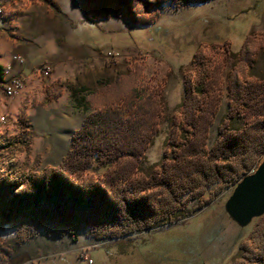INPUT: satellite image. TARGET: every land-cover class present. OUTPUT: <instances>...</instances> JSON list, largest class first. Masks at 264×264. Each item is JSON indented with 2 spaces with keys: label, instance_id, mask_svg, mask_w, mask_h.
Here are the masks:
<instances>
[{
  "label": "trees",
  "instance_id": "1",
  "mask_svg": "<svg viewBox=\"0 0 264 264\" xmlns=\"http://www.w3.org/2000/svg\"><path fill=\"white\" fill-rule=\"evenodd\" d=\"M80 1L91 21L125 14L134 26L148 27L166 5L210 0ZM49 2L60 15L56 1ZM258 48L264 49V35L248 34L240 51L243 67L253 62ZM194 58L198 71L185 77L182 109L173 114L162 159L150 173L142 171L141 163L161 128V88L145 82L131 67L129 74L102 84L84 98L91 110L57 165L0 176V229H17L14 240L0 239V264L42 234L75 238L85 231L107 239L150 229L186 211L193 200L204 205L205 194L214 187H235L264 160V77L232 69L228 109L210 144L211 127L224 97V66L199 50ZM52 91H46L48 100L60 94ZM19 117L27 123L23 111ZM235 119L243 125L235 128ZM262 227L252 229L239 243L240 255L233 264H264Z\"/></svg>",
  "mask_w": 264,
  "mask_h": 264
},
{
  "label": "rangeland",
  "instance_id": "2",
  "mask_svg": "<svg viewBox=\"0 0 264 264\" xmlns=\"http://www.w3.org/2000/svg\"><path fill=\"white\" fill-rule=\"evenodd\" d=\"M12 5V8L5 7L12 35L20 24L29 36L39 35L44 22L55 33L61 32V24L65 28L74 23L77 27L84 24L83 20H75L63 12L60 5L62 13L55 14L49 0H28L21 6ZM94 22L96 24H87L90 28L85 26L80 30L96 36L92 65L100 70L101 80L95 89L129 74L131 67L145 82L161 88L164 105L161 128L141 163L145 173H150L162 159L172 116L182 109L185 77L196 73L199 68L198 59L194 58L196 50L224 66V97L211 127L210 144L216 140L218 126L228 109V83L232 69L239 67L242 68L241 74L264 77L263 48L254 50L253 62L244 67L240 55L248 34L257 38L264 35V0H210L179 7L166 5L158 13L156 23L148 27L134 26L125 14H113ZM218 42L223 44L219 46ZM46 64L51 67L47 62L37 67ZM53 81L51 67L50 76L40 81V97L36 93L28 100V106L19 110L24 112L27 123L19 114L9 115L17 118V123L4 126L10 132L0 138V163L12 159L7 162L11 166L10 173L23 174L58 164L70 146L71 137L58 139L56 134L62 131L67 119L79 123L91 110L85 105L84 110L67 112V102L43 100L42 95L45 93L46 97L47 89L61 92L60 82L53 85ZM47 85L52 87L46 88ZM27 108H30V118ZM15 125L18 135H12ZM242 125L241 119L233 121L235 128ZM7 135H12L11 139H7ZM58 144L60 149H56ZM259 164L256 163L246 174L255 171ZM94 170L100 172L97 168L91 169ZM233 189V185L220 190L214 187L205 194L208 202L204 205L193 200L186 211L179 212L172 220L120 237L97 239L85 231L75 238L42 234L19 247L9 264H91L82 257L85 251L94 260L92 264H233L240 255L239 243L249 237L252 229L259 230L264 225V217L253 219L246 227H241L230 217L225 205Z\"/></svg>",
  "mask_w": 264,
  "mask_h": 264
},
{
  "label": "crops",
  "instance_id": "3",
  "mask_svg": "<svg viewBox=\"0 0 264 264\" xmlns=\"http://www.w3.org/2000/svg\"><path fill=\"white\" fill-rule=\"evenodd\" d=\"M1 1L0 3L4 5L5 9V7L12 8L14 6L12 3L15 6H19L28 0ZM56 1L61 6L63 12L69 14L75 20H83L84 24L77 27L76 23H74V25L65 28L64 24L59 22L61 24V32L57 31L55 33L51 30L52 27H48L47 22H44L41 23L40 33L37 36L27 35L20 24L18 28H15V35H12L10 17L6 16L5 10V15L0 16V69L2 70V78L0 80H7L6 67L11 68L12 75L24 73L28 77V82L24 89L26 91L27 88L26 93L23 90L24 92H19L13 96H5L4 89L0 86V138L10 132V129L7 130L6 127L17 123V118L10 117L9 115H18L20 108L22 106L27 107L29 104L28 100L33 98L36 93L40 97L38 88L39 86L42 87V83H40L42 78L39 77V73L35 69L39 64L47 62L51 65L52 78L54 80L53 85L59 81L61 92L50 101L60 100L67 102V112H72L75 109L84 110V106L86 105L84 98L88 97L95 90V87L101 80L100 70L92 65L96 50V36L92 33L86 34L81 31L85 26L88 27V23L92 22L96 24V22L91 21L87 17L83 3L80 0ZM90 48L92 49L91 51ZM14 54L22 55L25 58V63L21 64L14 60ZM51 87L46 86V88ZM42 98L43 100L46 98L45 93H43ZM29 110L30 108H27V116L30 118L32 115ZM3 113L8 114L6 120H1ZM83 119L75 124L71 123L70 119H67L63 124L62 131L56 134L57 138L64 139L68 135L71 137L72 133L81 125ZM49 145L53 144L50 143ZM56 149H60V145ZM8 161H12V159H4L2 160V164L0 163L2 165L0 176L6 174L11 169V166L7 165Z\"/></svg>",
  "mask_w": 264,
  "mask_h": 264
},
{
  "label": "water",
  "instance_id": "4",
  "mask_svg": "<svg viewBox=\"0 0 264 264\" xmlns=\"http://www.w3.org/2000/svg\"><path fill=\"white\" fill-rule=\"evenodd\" d=\"M225 208L241 227L264 214V160L235 185Z\"/></svg>",
  "mask_w": 264,
  "mask_h": 264
},
{
  "label": "built area",
  "instance_id": "5",
  "mask_svg": "<svg viewBox=\"0 0 264 264\" xmlns=\"http://www.w3.org/2000/svg\"><path fill=\"white\" fill-rule=\"evenodd\" d=\"M0 2H2L0 0ZM1 19V18H0ZM111 54V53H110ZM13 59L18 61L21 64L25 63V58L20 55V54H14ZM35 69H39V77L44 78L46 76L47 71L51 69L49 65H42L41 67H36ZM7 70V86L4 90V95H15L16 93V84H22L24 81L25 74L20 73L17 75H12L11 74V68L6 67ZM7 116L6 113H3V120ZM12 135H18L17 133V125H15V128L13 129V134ZM12 135H7V139H11ZM31 139V129L29 128V141ZM23 163V162H20ZM18 167V164H17ZM17 237V229L12 228V229H0V239L3 241H12ZM82 257L85 258L88 262L91 264L94 263V260L92 258H89L87 256V251H85L84 254H82ZM9 264V261L6 263Z\"/></svg>",
  "mask_w": 264,
  "mask_h": 264
},
{
  "label": "bare ground",
  "instance_id": "6",
  "mask_svg": "<svg viewBox=\"0 0 264 264\" xmlns=\"http://www.w3.org/2000/svg\"><path fill=\"white\" fill-rule=\"evenodd\" d=\"M4 5L0 3V16L4 14ZM36 71H38L39 73V69ZM36 74V73H35ZM51 74V69L49 71H47L46 73V77H49ZM28 82V77L25 75L24 77V81L22 84H16V93H19V92H22L25 87H26V84ZM0 86L5 90L6 86H7V80H0ZM9 96H13V95H9ZM1 120H3V116H1ZM4 120H6V117L4 118Z\"/></svg>",
  "mask_w": 264,
  "mask_h": 264
}]
</instances>
